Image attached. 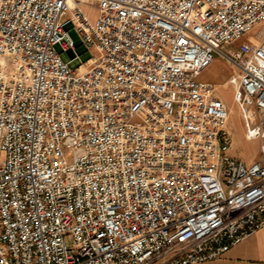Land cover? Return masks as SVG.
I'll return each instance as SVG.
<instances>
[{
  "label": "built area",
  "instance_id": "2783aa9c",
  "mask_svg": "<svg viewBox=\"0 0 264 264\" xmlns=\"http://www.w3.org/2000/svg\"><path fill=\"white\" fill-rule=\"evenodd\" d=\"M262 227L264 0H0V264H196Z\"/></svg>",
  "mask_w": 264,
  "mask_h": 264
},
{
  "label": "rangeland",
  "instance_id": "374dc122",
  "mask_svg": "<svg viewBox=\"0 0 264 264\" xmlns=\"http://www.w3.org/2000/svg\"><path fill=\"white\" fill-rule=\"evenodd\" d=\"M83 10L91 19L96 16L95 6L93 4L85 3L81 5ZM258 27L253 28L252 34L255 33ZM68 34L75 46V52L82 62H87L90 56L94 53L93 50H88L82 43L79 32L75 27L68 30ZM56 50L61 58L65 61L70 59V55L65 52L59 44L55 45ZM79 60L71 62V66L75 67ZM12 65L8 66L11 69ZM232 68L224 60L217 57L215 62L206 69L199 78L215 82L218 85L217 93L226 103L229 114L226 122V129L230 132L232 138L231 148L229 153L242 160L245 164L253 162L259 155V142L250 141L246 137L245 121L241 115L239 105L233 98L234 87L226 80L227 76L232 72Z\"/></svg>",
  "mask_w": 264,
  "mask_h": 264
},
{
  "label": "crops",
  "instance_id": "0c3cea01",
  "mask_svg": "<svg viewBox=\"0 0 264 264\" xmlns=\"http://www.w3.org/2000/svg\"><path fill=\"white\" fill-rule=\"evenodd\" d=\"M196 264H264V227L230 247L221 257Z\"/></svg>",
  "mask_w": 264,
  "mask_h": 264
}]
</instances>
